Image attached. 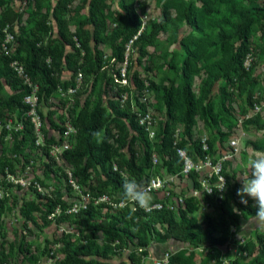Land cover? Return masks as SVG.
<instances>
[{"label": "trees", "instance_id": "obj_1", "mask_svg": "<svg viewBox=\"0 0 264 264\" xmlns=\"http://www.w3.org/2000/svg\"><path fill=\"white\" fill-rule=\"evenodd\" d=\"M8 0H0V5L7 3ZM71 0H57L52 8L51 16L57 26L58 39L56 42L43 43L41 36L43 33H50L51 27L46 21V15L36 21L35 29L30 30L28 36L16 37L18 45L15 53L10 54L0 46V89L2 87L1 78L6 80V83L13 89L17 90L14 94L7 98L0 97V121L5 116V110L19 108L23 127L21 129V140L15 144V151H19L23 142L28 139L35 143L33 133V124L27 116L29 106L22 100L23 97L31 93V87L24 84L22 79L18 77L16 72L10 66L13 60H20L24 67V72L30 78L32 84L37 85V101L47 100L57 88L61 87L66 90L68 87L75 86V78L77 72L84 64L89 65V71L95 75V80L92 83L96 85V81L100 80V87L97 91V96L92 108L90 106V98L88 97L82 106L70 108L69 114L72 119V124L76 128L75 144L68 149L63 150L61 157L67 163L72 165V176L77 179L82 186H88L94 196L100 198L108 196L112 198L113 192L123 193L128 199L127 182L134 183V187L138 184L141 178L150 171L153 167L152 152L160 155L163 165L168 173H178L182 167V160L177 155L175 150L173 135V126L175 123L182 125V132L178 146H185L187 143L185 138L191 141L190 147H185L188 154L191 156L203 157L204 152L201 149L199 140L192 139V130L195 125V116L198 112L205 117V120L211 124H217L220 120L231 116L232 96L233 93L228 91L234 84L239 83V91L247 90V100L251 102V96L255 91L257 80L253 76L254 63L246 69L244 60L247 53L250 51V38L253 26L260 23L263 27L262 35H264V1L262 5H257L253 0H249L247 5L237 3L236 0H199L200 6H197L193 0H164L163 4L166 8L163 19L159 22H151L150 26L145 29H140L141 21L136 14L130 0H119L120 11L116 12V20L118 21L109 39L113 47L114 62L124 61V43L131 39L134 35L136 41L141 45L152 44L156 35L165 31L167 24L170 21V14L173 11L178 21H184L193 30L202 32V25L207 18L217 14L222 3L228 1V10L233 19H226L229 24V29H221L217 32L215 38L206 35H187L182 37L180 44L185 55L182 57L180 65L176 66L171 63V67L175 69V74L178 80L175 82L172 78L166 83L161 80L159 83L149 81V87L161 104L165 107V120L158 126L157 141H149L147 134L141 126L137 124L136 115L138 112H145L144 103H138V110L133 111L130 107L129 97L125 101V105L120 102L121 94L125 90L124 86L116 89V79L120 78V71H116L115 76H107L102 68L105 63L101 51L94 50L92 52L90 40L93 39L96 43L104 41L102 34L106 29V21L103 18V10L107 9L108 5L105 0H89L88 17L84 19V23H89L92 26L91 35L76 31L72 36L67 28V20L65 12L69 7ZM40 0L35 1V5L41 6ZM19 14L7 10L0 16V42L4 38L3 29L11 33L9 24H12L14 18H18ZM175 36V35H174ZM119 37L122 41L119 42ZM66 46L71 48V51H66ZM19 55L20 53H22ZM219 52V57L213 58L212 54ZM143 55V51H141ZM83 60L80 62V60ZM202 59L203 77L200 81L199 94L196 96L193 89L192 70L196 66L198 60ZM18 60V61H19ZM50 61V62H49ZM67 64L68 69L72 72L69 80L62 83L59 82L55 69L58 68L60 62ZM140 62V59L138 60ZM225 78L228 86L222 89V96L219 100L218 110H214V104L210 96L212 87L220 79ZM132 81L138 94H141L145 87V82L139 77L137 72H133ZM119 84V83H118ZM114 87V88H113ZM115 89V90H114ZM110 93L112 97L110 98ZM108 95L106 107L103 105V96ZM54 111L48 110L46 118L51 127L59 130L61 133L60 140L63 139L64 128L58 126L52 116ZM129 120V127L132 134H129L123 118ZM255 118L248 122L256 121ZM113 127H109L110 124ZM229 132L220 133L222 138L228 137ZM100 136V139H98ZM56 143L54 138L45 139L42 151L48 159L45 163L47 174H58V168L55 157L49 152V145ZM208 146L211 149V141H208ZM253 147L257 150L264 149V140L252 142ZM140 147L141 152L137 149ZM126 147V156L122 159H117L119 151ZM114 164L116 169L113 168ZM7 172L13 173V168L8 161L0 162L1 174ZM90 170L100 172L102 179L97 181L94 187L91 184ZM127 173L126 177L121 176V172ZM225 178V184L230 189L229 196L234 202V206L238 211L247 212L250 215L257 214L259 211H264V203L258 205L253 204V199L247 197L245 201L240 200L238 193L240 185L235 182L231 184L230 178L226 173H222ZM216 178L211 179L212 183ZM195 187L199 188L197 182ZM46 198L44 218L46 215L53 213L55 208L60 206L62 211L66 209V204L58 198ZM203 202L212 205L219 210L220 218L216 222L215 219L206 214L204 218V226H200L195 219L190 218V214L198 210L199 203L195 196H189L184 199L183 207H179L177 214L165 206L161 209H151L145 211L142 207L135 209L126 205L124 210H117L115 214H107L105 218L96 224H92L91 220L94 217V207L89 204L84 210L85 218L81 221L84 229L88 233L81 234L76 242L67 241L64 248L65 257L60 264H112L109 262L85 260V255H94L101 258H108L111 254H115L122 247L129 244L133 245L128 259L129 263L121 261L118 264H141L142 256L147 255L150 236L159 237L162 241L175 240L180 241L186 246L195 247L205 241L207 245L216 249V255L222 253V248L229 242L231 233L230 226L238 225L239 217L234 208L229 205L226 199H219V192L213 187L212 193H204L202 196ZM158 199H152L145 205H151ZM0 205H2L0 201ZM108 206L105 203H100L99 206ZM109 207V206H108ZM134 207V206H133ZM40 209L32 201L25 202L21 209L24 218L28 221H35L32 215L33 210ZM55 216V215H54ZM63 213L58 216L57 220L65 217ZM47 220V219H46ZM27 222V221H26ZM164 227L165 231L156 230L155 225ZM220 231L219 235L215 236L214 232ZM104 234L105 242L99 245L97 242V234ZM21 247V250L28 254L26 257L27 264H40V259L33 254L28 248ZM46 248V247H45ZM43 249L44 253H48L49 249ZM248 254L252 255L251 264H264V234L256 232L253 241L247 240L243 245ZM138 249H141L138 252ZM225 252V251H224ZM0 264H10L7 254L0 249ZM168 264H196L192 263L189 258L184 257L181 252L171 254ZM224 264V263H220ZM231 264H239L237 259H233Z\"/></svg>", "mask_w": 264, "mask_h": 264}, {"label": "rangeland", "instance_id": "obj_2", "mask_svg": "<svg viewBox=\"0 0 264 264\" xmlns=\"http://www.w3.org/2000/svg\"><path fill=\"white\" fill-rule=\"evenodd\" d=\"M35 1L8 0L7 3L0 5V16L7 10L19 14L18 18H14L12 24L8 23L14 37V41L9 49L10 54L15 53L18 45L16 37L28 36L30 30L35 29L36 21L41 19L43 15H46V21L51 27V32L49 34H42V42H56L58 39L57 26L51 16L52 8L55 6L57 0H40L42 4L39 8L35 5ZM105 1L108 5L107 9L103 10V18L107 25L102 34L105 40L96 43L91 39L90 46L92 52L96 49L101 51L105 63L102 71L107 76H114L116 71L124 66L123 62H114L113 47L109 39L112 31L117 28L118 21L115 19V16L116 12L120 11V6L119 0ZM130 1L141 21V30L148 28L151 22H159L163 19L166 9L163 4L164 0ZM193 1L197 6L201 5L199 0ZM236 1L243 5H247L249 2V0ZM253 1L257 5H262L264 0ZM69 3L68 10L65 12L69 33L73 36L76 31H81L82 33L91 35L92 26L89 23H84V19L89 14V0H71ZM228 4V1L222 3L218 8L219 12L204 21L201 33L193 30L186 22L178 21L172 11L165 31L159 32L152 44L141 45L139 41L134 39V36L131 38L134 40L133 42H130L129 39L124 43V58L126 57L127 59L125 67L126 84H118L119 82H117L115 88L125 87L122 93H127L130 99L131 110L137 111L139 102L145 104V111H149L153 117L155 133L158 131L159 124L165 120V107L154 92L148 88L149 81L159 83L161 80H164L167 83L168 79L172 78L176 82L178 77L175 74V69L170 65L174 63L176 66H179L182 57L185 55L180 44L181 38L191 34L215 38L219 30H228L229 24L226 22V19H233L229 13ZM262 31L263 27L260 23L253 26L249 41L251 54L247 56L245 61V64L248 66L254 63L253 76L258 82L251 96V102L247 100V90L239 91L237 88L239 83L237 82L228 89V91L233 93L231 116L220 120L217 124H211L210 121L205 120L201 112H198L195 116V125L192 130L193 140H199L200 142L204 140L207 145H209L208 141H211V149L208 146L210 158L213 161H221V173L224 172L228 175L231 184L237 182L240 185L238 190L240 200L245 201L247 197H250L253 199L254 205L264 203V149L257 150L252 144V142L264 140V35H262ZM121 39L119 37L118 41L121 42ZM66 51H71V48L66 46ZM141 51L144 52L143 55ZM21 54L23 52L19 55ZM212 57H219V52L213 53ZM139 59L140 62L138 61ZM82 61L81 59L80 62ZM83 63L81 67L82 78L73 94L62 95L61 93L54 92L47 100L38 101L37 110L41 117V125L38 134L33 132L36 139L35 143H32L31 139H28L22 143L19 151H15L14 146L22 137V128L20 126H23L18 107L14 109L7 108L5 116L0 121V162H10L14 171L11 175L9 174L10 176L1 174L0 172V201L2 203L0 205V249L2 248L4 253L7 254L10 264H27L26 257L28 254L24 253L21 247L28 248L31 253L37 255L40 259V264H60L65 257V252L62 250L65 243L67 241L76 242L81 234L88 233L81 221L85 218L84 210L87 209L89 204L95 209L91 223L96 224L105 218L106 213L115 214L117 210H124L126 205L131 208L133 206L141 207L144 203H148L150 199H162L166 195V191H169L165 200L167 203L173 205V211L177 214L178 206L183 205L184 199L194 195V190L198 188L194 186L195 182L199 184L200 175L198 173L193 172L188 176H184L180 172L168 173L156 150H153L151 155L152 169L146 172L135 187L131 190L127 188L126 196H128V199L124 197L123 193H115L110 188L108 192L112 194L111 199L108 196L102 200L95 197V192L88 186H82L77 182V179L72 176V165L61 159L60 156L55 157L58 174L46 173L45 163L48 162V159L44 156L41 149V145H44L45 139L54 138L56 144L61 147L67 144L68 148H71L75 144L76 135V128H74L75 130H71L70 134L64 135L63 139L60 140L61 133L59 130L51 127L46 118L47 111H54L52 119L58 126L65 128L66 124H70L74 127L68 110L70 108L78 109L88 97L90 98L89 108H92L97 91L101 85L100 80H97L96 85L93 86L92 83L95 80V75L89 71V65L85 61ZM201 65L202 59L197 61L196 66L192 70L193 89L196 96L199 94L200 81L203 77ZM55 72L60 83L69 80L72 75L67 64L62 61L58 65V68L55 69ZM133 72H137L139 77L145 82V87L141 94L137 93L135 86L132 84ZM1 81L0 97L5 99L17 91L13 90L3 77ZM227 86L226 79L220 78L212 87L210 96L215 111L219 107L222 89H225ZM109 95L111 98L112 93ZM107 99H109L108 95H104L103 105L105 107ZM125 101L121 102V104L125 105ZM246 115L249 116L248 119H245ZM256 116V121L248 122ZM122 120L129 134H132L129 120L125 117ZM109 124V127L112 128L113 124ZM181 132L182 125L175 123L173 135L177 142L180 141ZM221 132H229L230 134L228 137L222 138ZM98 139H100V136H98ZM185 139L187 143L183 147H190L191 141L188 138ZM231 140L235 142L229 144ZM155 141H157V134L153 142L155 143ZM56 144H50L49 148ZM151 144L153 145L152 142ZM137 149L141 152V148L138 145ZM56 153L58 154V152ZM126 153L127 150L124 147L119 151L116 158L122 159L126 156ZM153 156H155V160ZM189 157L194 160L199 158L197 155H189ZM5 172L7 171L5 170ZM203 172L205 171L203 170ZM90 173L91 184L94 187L93 185L102 179V176L98 171L90 170ZM121 173L124 175L122 177L127 176L124 170ZM155 178L165 180L168 190L145 191L144 187L146 184ZM128 182L133 183L131 181ZM198 191L197 195L194 196L198 199L199 208L190 214V218L195 219L202 227L204 226L206 214L212 216L218 222L220 218L219 210L203 202L202 196L204 192L201 189ZM229 192L230 189L228 190L225 184L219 193V199L221 201L226 199L229 205L234 208L238 214L239 223L237 226L233 225L235 232H232L230 227L229 231L232 238L224 245L225 249L221 247L222 253L220 255L215 256L216 249L207 245L205 241L201 242L198 246L191 247L184 245L180 241H162L159 237L155 239V237L150 236L148 253L145 255L146 258L143 262L141 261V264H151L155 258L162 257L166 251H170V256L176 252H181L184 257L189 258L192 263L196 264H231L235 258L239 264H251L252 255L248 254V252L243 254L247 250L242 248L240 241L244 240V244H246L247 240L253 241L256 232L264 234V211H259L254 215L238 211L229 196ZM43 197L60 199L66 204V209L62 211L60 206L57 205L59 209L56 215L49 218V214H47L46 220L44 212L46 211L45 202L47 200ZM130 197L133 200L130 201ZM30 201L40 208L32 211V215L35 218L34 222L26 220L21 211L24 203ZM176 201H178L179 205H177ZM100 203H105L109 207L105 205L99 206ZM70 208H75L77 212H68ZM61 213L67 216L57 220ZM155 228L160 232L165 231L164 227L162 228L158 224L155 225ZM219 233L220 231L217 230L214 232V235L217 236ZM97 242L99 245L104 244L105 239L102 232L97 234ZM44 248L49 249L48 253L43 252L45 251L43 250ZM132 249L133 245L129 244L126 247L123 246L122 249L115 254H111L108 258H101L90 254L85 255L83 258L92 263L96 261L112 264H118L121 261L129 263L128 256Z\"/></svg>", "mask_w": 264, "mask_h": 264}, {"label": "built area", "instance_id": "obj_3", "mask_svg": "<svg viewBox=\"0 0 264 264\" xmlns=\"http://www.w3.org/2000/svg\"><path fill=\"white\" fill-rule=\"evenodd\" d=\"M3 34H4V38L3 40L0 42V46L5 50V51H9L10 46L12 44V42L14 41V37L13 34L10 33L7 30V27H4V29L2 30ZM134 37L136 38L137 35H134ZM134 38V39H135ZM133 39H130V42H133ZM251 51V48H250ZM248 52L245 60H244V67L246 69H248V65H246L245 61L248 55L251 54V52ZM124 66L122 68H120V75L121 77L116 79L117 82H119V84H126V77H125V67L127 64V59L126 57L124 58ZM10 66L12 67V69L16 72V74L18 75V77H20L23 81L24 84H27L29 87H31V93L29 95H26L23 97V102L29 106V111L27 112V116L30 118V121L33 124V132L34 133H39L40 131V125H41V117L40 114L37 110V106H38V101H37V96H36V92H37V85L32 84V82L30 81V78L27 76V74L24 72V67L23 64L18 61V60H13L10 63ZM115 76V74H114ZM82 78V73L79 70L77 72L76 75V84L74 87H68L66 90H63L61 87L57 88V92L61 93L62 95H71L76 91V88L79 85V81H81ZM133 82V81H132ZM133 84V83H132ZM134 85V84H133ZM128 98L127 93H123L121 94V99L120 102L125 101ZM257 108V107H256ZM249 116L246 115L245 119H248ZM136 121L137 124L139 126H141L143 128V130L145 131V133L147 134V137L149 139L150 142H153L156 138V133L154 130V120L153 117L151 115V113L149 111H145V112H139L136 115ZM23 127V126H22ZM20 126V128H22ZM64 128V127H63ZM75 127H73L70 124H66L65 126V130L63 133L64 135H68L70 134L71 130H75ZM235 141L231 140L229 144H233ZM179 141L177 142L176 139L174 140V145H175V150L177 155L181 158L182 160V167L181 170L179 171L181 174H183L184 176H188L190 173H198L200 175L199 177V188H196L194 190V195H197V193L199 192L198 190L201 189V191H203L204 193L210 194L212 193L213 187H215L217 189V191L220 193L223 186L225 185V178L223 176V174L221 173L222 170V164L221 161L217 160V161H213L210 156L209 153H204L203 157L197 156L199 157L197 160L192 159L191 157H189L188 152L186 150L185 147H181L178 146ZM201 149L204 152H208V145L206 144V142L204 140H202L201 142ZM56 144V143H55ZM68 149L67 144L62 145V147L58 144L51 146V148H49V152L51 155H53L54 157H61V153L63 152V150ZM58 152V154L56 153ZM61 159H63L61 157ZM153 159L155 160V156H153ZM114 169H116V165L114 164L113 166ZM203 170L205 172H203ZM202 173H204L202 175ZM11 173L6 172L7 176H10ZM5 175V176H6ZM121 176H124L121 173ZM215 177V183H212L211 179ZM10 180V179H9ZM37 186H39L38 184H36ZM127 187L131 190L134 187L133 183H129L127 182ZM167 185H166V181L165 180H161L159 178H155V179H151L146 186L144 187V190L147 192H151V191H166L167 189ZM169 194V191H166V195L161 199L159 198H154V199H158V200H162L161 201H157L155 203H152L151 205H143L141 206L145 211H149L151 209H161L163 207V201L165 206H167L170 210H174V207L171 203H167L165 200V197ZM193 195V196H194ZM107 196H102L100 197V199H106ZM129 200H133L132 197L129 198ZM152 199H150L151 201ZM181 202H183L182 199H180ZM148 201V202H150ZM177 205H179L178 201H176ZM111 204V203H110ZM184 205V203H183ZM183 205H179L178 208L181 206L183 207ZM133 209H135V206L132 207ZM177 208V210H178ZM58 207L55 208V211L53 213H50L48 215L49 218H51L52 216L56 215V213L58 212ZM176 209V207H175ZM77 212V210L75 208H70L68 209V212ZM231 227V231L235 232L233 225L230 226ZM232 238V237H231ZM240 243L242 244V247L244 245V240H241ZM138 251L140 252L141 249H138ZM247 251H244L243 254H246ZM169 257H170V251H166L164 252L163 256L160 258H155L153 260V262L151 264H168L169 261ZM145 256H142V262L145 259Z\"/></svg>", "mask_w": 264, "mask_h": 264}]
</instances>
